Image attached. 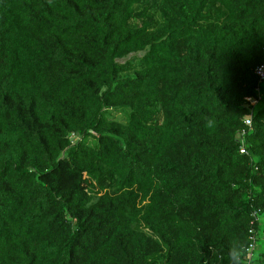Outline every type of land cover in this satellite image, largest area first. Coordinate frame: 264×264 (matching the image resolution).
I'll list each match as a JSON object with an SVG mask.
<instances>
[{
    "label": "trees",
    "instance_id": "1",
    "mask_svg": "<svg viewBox=\"0 0 264 264\" xmlns=\"http://www.w3.org/2000/svg\"><path fill=\"white\" fill-rule=\"evenodd\" d=\"M263 51L264 0H0V264H244Z\"/></svg>",
    "mask_w": 264,
    "mask_h": 264
},
{
    "label": "built area",
    "instance_id": "2",
    "mask_svg": "<svg viewBox=\"0 0 264 264\" xmlns=\"http://www.w3.org/2000/svg\"><path fill=\"white\" fill-rule=\"evenodd\" d=\"M254 74L257 77L259 82H263L264 81V51H263L262 63L259 64L258 66H256V68L254 69ZM256 91L258 92V89H256ZM258 100H259V98H251V97L246 98V101L251 106H254L255 104H257ZM243 124H244V128L237 132V139H238V143L240 145V153H244L245 152L244 151V137L247 134V129H249L251 127V124H252V113L249 114L248 116L244 117ZM258 222H259V220H258ZM252 241H253V243L247 248L246 255H245L246 262H244V264H248L249 259L251 257V254L253 252L254 244H255L256 241L254 242L253 238H252Z\"/></svg>",
    "mask_w": 264,
    "mask_h": 264
},
{
    "label": "rangeland",
    "instance_id": "3",
    "mask_svg": "<svg viewBox=\"0 0 264 264\" xmlns=\"http://www.w3.org/2000/svg\"><path fill=\"white\" fill-rule=\"evenodd\" d=\"M260 95L262 97V102L259 106L260 109H264V81L260 83ZM260 221H262L260 225V231L257 235L256 242L254 244L252 257H253V263L252 264H258L256 260L262 258V254H264V239L262 238V228H264V218L260 217Z\"/></svg>",
    "mask_w": 264,
    "mask_h": 264
},
{
    "label": "clouds",
    "instance_id": "4",
    "mask_svg": "<svg viewBox=\"0 0 264 264\" xmlns=\"http://www.w3.org/2000/svg\"><path fill=\"white\" fill-rule=\"evenodd\" d=\"M232 251H235V252H236V254H237V256H240V255H241V252H240V250H239V249H233Z\"/></svg>",
    "mask_w": 264,
    "mask_h": 264
}]
</instances>
